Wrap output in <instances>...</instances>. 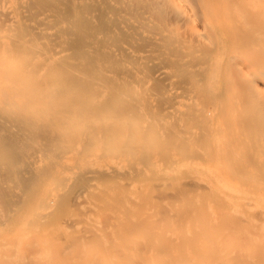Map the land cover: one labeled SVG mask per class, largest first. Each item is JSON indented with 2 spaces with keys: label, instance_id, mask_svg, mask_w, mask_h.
<instances>
[{
  "label": "bare ground",
  "instance_id": "6f19581e",
  "mask_svg": "<svg viewBox=\"0 0 264 264\" xmlns=\"http://www.w3.org/2000/svg\"><path fill=\"white\" fill-rule=\"evenodd\" d=\"M5 8L0 264H264V0Z\"/></svg>",
  "mask_w": 264,
  "mask_h": 264
},
{
  "label": "rangeland",
  "instance_id": "374dc122",
  "mask_svg": "<svg viewBox=\"0 0 264 264\" xmlns=\"http://www.w3.org/2000/svg\"><path fill=\"white\" fill-rule=\"evenodd\" d=\"M6 5H8V0H0V67H1V64L4 62L3 58L6 57L9 53V52H3V48H2L4 46V44H6V43H8V41H10V38H9L10 36L6 32L2 31V29H1L2 28L1 16H2V13L6 10V8H5ZM5 34H7V35H5ZM4 40L6 42L3 43ZM1 44L3 45L2 47H1ZM0 73H1V71H0ZM0 76H1V74H0Z\"/></svg>",
  "mask_w": 264,
  "mask_h": 264
}]
</instances>
